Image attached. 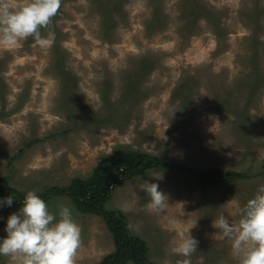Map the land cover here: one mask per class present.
<instances>
[{
  "label": "rangeland",
  "instance_id": "374dc122",
  "mask_svg": "<svg viewBox=\"0 0 264 264\" xmlns=\"http://www.w3.org/2000/svg\"><path fill=\"white\" fill-rule=\"evenodd\" d=\"M192 3L198 16L189 20ZM55 17L49 46L31 36L0 44V177L21 195L47 193L53 212L69 205L81 228L76 264H97L115 249L105 221L52 187L88 177L116 150L237 173L200 186L187 171L148 169L106 202L155 264L185 259L172 252L179 237L169 218L184 230L196 223L191 264H237L212 222L220 213L238 222V208L264 184V0H62ZM137 78L149 95L123 98ZM142 178L167 194L163 211L147 208ZM18 209L0 207V237ZM0 264L12 261L0 256Z\"/></svg>",
  "mask_w": 264,
  "mask_h": 264
},
{
  "label": "clouds",
  "instance_id": "9594fccd",
  "mask_svg": "<svg viewBox=\"0 0 264 264\" xmlns=\"http://www.w3.org/2000/svg\"><path fill=\"white\" fill-rule=\"evenodd\" d=\"M61 2L0 0V44L17 46L31 36L42 47L51 45L55 32L49 30L47 38H42L41 29L52 24ZM142 181L140 190L149 197L147 208L163 211L168 205L167 194L155 180ZM14 200L12 194L0 198V207H10ZM238 216V222L232 223L226 214L220 213L213 220V227L231 241L237 264H264V184H259L254 195L238 208ZM168 223L179 237L172 252L185 257L177 264H191L190 257L199 244L190 232L196 223L186 230L176 227V218H169ZM5 232L6 236L0 237V256L9 257L12 264H76L82 239L73 209L60 204L53 212L37 190L23 195L19 209L7 217Z\"/></svg>",
  "mask_w": 264,
  "mask_h": 264
},
{
  "label": "trees",
  "instance_id": "16d2710c",
  "mask_svg": "<svg viewBox=\"0 0 264 264\" xmlns=\"http://www.w3.org/2000/svg\"><path fill=\"white\" fill-rule=\"evenodd\" d=\"M191 6L193 8L188 15V19L194 20L198 16V13H196L198 6L194 3ZM200 11L202 15H209L204 8H200ZM104 18V26H108V28L109 25L112 26L111 16L108 15ZM51 26H53V23L49 26V29L57 33V29H51ZM139 75L138 77H142L141 73ZM124 90L123 98L124 96L135 98L136 93L141 95L138 96L140 98L149 95V92L140 88L138 78L136 82L131 81L129 87ZM117 103L121 104L120 101H117ZM156 168L187 171L196 177L197 184L200 186L217 185L232 180L237 175V173L233 174L223 170H197L137 150H116L113 154L102 158L88 177H75L67 186L52 187L50 192L69 196L81 212L97 214L105 221L112 234L115 249L105 255L97 264H155L147 256L149 250L146 241L132 234L128 228L126 215L119 209L107 208L106 202L111 198L114 189L122 185L126 179L143 174L148 169ZM9 194H12L15 199L11 206L19 208L23 195L10 186L6 178L0 177L1 198ZM41 196L45 200L48 194H41Z\"/></svg>",
  "mask_w": 264,
  "mask_h": 264
}]
</instances>
